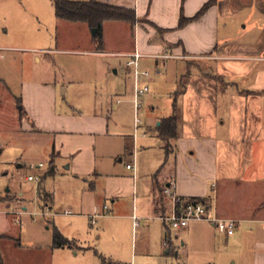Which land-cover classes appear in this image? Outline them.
Segmentation results:
<instances>
[{"label": "crops", "instance_id": "1", "mask_svg": "<svg viewBox=\"0 0 264 264\" xmlns=\"http://www.w3.org/2000/svg\"><path fill=\"white\" fill-rule=\"evenodd\" d=\"M98 1L136 12L139 24L135 29L106 24L104 53H97L93 33L85 25L64 23L55 15V32L65 42L70 41L69 31L76 30L90 43L88 55L121 59L119 69L109 66L116 74L123 71L130 77L134 90L133 71L127 69V59L118 56L141 54L142 71L155 66L160 73L171 62L184 64L186 73L177 81L172 106L173 115L175 104L179 109V139L172 143L169 155L157 129L171 117H154L137 131L134 101L127 90L108 105L94 102L84 107L68 101L61 106L60 91L68 97L69 88L52 76L26 78L20 93H15L2 79L5 65L0 62V140L8 145V152L15 151L19 141L24 156L50 158V167L38 177L49 176L39 183V197L43 213L50 212L47 218L54 221V232L73 245L64 250L91 252L78 241L91 231L88 238L93 242L102 246L112 241L118 251L127 249L133 255L140 251L145 260L156 256L160 240L168 244L165 255H173L174 235L184 239L183 247L198 254L211 242L210 232L202 230L207 226L219 235L212 236L214 245L226 246L224 252L234 264H264V0ZM211 2L200 20L180 28L182 18L193 20ZM245 13L248 19L237 27L235 20ZM111 24L124 25L119 26L117 39L108 27ZM59 43L58 36L53 54L60 53ZM12 49L22 50L20 45L0 44V53ZM36 60L42 63V58ZM194 70L197 85L191 87ZM5 102L14 109L11 114L2 106ZM188 114H194L190 127ZM10 121L12 128L6 134L4 124ZM52 162L55 172L49 175ZM170 188L182 199L211 200L210 217L238 222L235 235H221L208 223H195L180 232L168 229L159 219L172 213L173 205L164 197ZM0 200H4L0 203V264H33L34 258L36 264H50L55 251H64L54 249L53 239L51 248L33 249L31 263L24 262L28 255L17 250L21 243L17 229L23 223L12 213L27 212L26 194L7 191ZM105 207L110 215L92 225L91 217ZM67 211L74 215L66 216ZM133 264H138L136 258Z\"/></svg>", "mask_w": 264, "mask_h": 264}, {"label": "rangeland", "instance_id": "2", "mask_svg": "<svg viewBox=\"0 0 264 264\" xmlns=\"http://www.w3.org/2000/svg\"><path fill=\"white\" fill-rule=\"evenodd\" d=\"M248 14L245 13L235 20L237 27H240L241 23L248 19ZM55 20V11L50 0H0V44L9 47L20 45L22 48V50L12 49L0 53V62L2 66L5 65L4 78L2 79L6 85L13 88V92L20 93L22 80L26 78L46 80L52 76L60 86L64 85L65 89H70L68 97L63 93V90L60 91L61 106L69 104L68 101L84 107L94 105V102L108 105L113 101L116 102L120 92H126V90L129 95H132L134 101L133 80L126 76L123 71L116 74L114 69L110 68L111 65L115 64L119 69L118 66L123 61L118 58L107 57V55L100 57L88 55V52L91 51L90 43L85 36L76 30L69 31L70 41L62 42L61 34L58 35L55 32L56 27L53 25ZM119 26L108 25V27L113 28V38L115 39H117L115 35L118 33ZM77 28L80 29L81 26ZM58 36L60 39L58 51L60 53L53 54L57 51L56 39ZM110 37H108V41ZM36 58H42V63L39 64ZM143 71L150 72L152 76V82L149 84L150 93L142 99L144 108L140 118L145 127L146 123L154 117H172L173 95L178 91L177 81L185 75L186 66L179 62H171L167 68H160V75H158L155 66ZM197 75L194 70L192 72L194 78L190 82L191 87L197 85L195 80ZM5 103L2 106L5 107L7 113L11 114L14 109ZM151 108H155L156 112L152 113ZM187 116V125L190 127L194 114ZM181 118V128H183L185 126L183 106ZM4 127L6 128L5 133L8 134L12 128V121L9 122V125L4 124ZM0 146L2 147L0 149V194H6L7 191H10L12 195H18L20 192L26 194L27 212L21 218L22 226L17 229L20 231L21 240L17 250L18 253L28 255L22 259L24 262L31 263L32 258L29 254L33 252V249L47 250L52 247L54 221L44 217H32L34 214H43V211L46 210H44L45 206L39 197L40 184L30 183L27 179L30 175L38 178L44 173L50 167V158L41 157L34 153L30 156H24L19 151L21 147L19 141L14 147L15 151L12 152L7 151L8 145L1 140ZM41 165L45 169L41 171L31 169L39 168ZM95 229L98 230V228ZM202 230L210 232L211 237V242H206L205 249H202L204 253L195 254L190 248L183 247L184 242L182 241L184 239L174 235L173 255H165L167 249L160 240L157 242L159 243L158 249L157 246H154L157 249L156 254H154L156 256L146 260L142 258L140 251L135 255L127 249H119L120 251H118V248H114L112 241L105 242L101 246L88 238L91 231H87L78 241L80 247L92 248L91 252L55 251L50 264H102L98 254L107 259L122 261L126 264H133L135 258L138 264H234L235 260H230L229 253L224 252L226 246L214 245L212 236L215 238L219 235L207 226H203ZM138 246L140 249V231ZM33 264H36V258H34Z\"/></svg>", "mask_w": 264, "mask_h": 264}, {"label": "trees", "instance_id": "3", "mask_svg": "<svg viewBox=\"0 0 264 264\" xmlns=\"http://www.w3.org/2000/svg\"><path fill=\"white\" fill-rule=\"evenodd\" d=\"M50 1L53 4L56 18L59 21L74 25H85L92 33L95 32V35L93 34V44L97 53L105 52L104 26L106 24L122 23L130 26L132 29H135L139 24L136 12L112 5L101 4L98 0H91L86 3L71 2L67 0ZM212 6L213 3H209L193 20L182 18L180 28H184L188 24L200 20ZM180 95L181 93H178L177 97ZM179 131V109L177 104H175L174 115L169 119H164L161 122V127L157 129L159 139L166 145V150L169 155L172 154V143L179 139ZM51 167L53 168H51L49 175H53L55 172L54 162H52ZM48 177V175L41 177V185ZM8 197L9 196H7L6 199H8ZM3 201L4 200H0V203ZM197 201L208 207L211 206V200L209 199H201ZM54 249H73V245L56 230L54 232ZM101 260L102 264H117L103 257H101Z\"/></svg>", "mask_w": 264, "mask_h": 264}, {"label": "built area", "instance_id": "4", "mask_svg": "<svg viewBox=\"0 0 264 264\" xmlns=\"http://www.w3.org/2000/svg\"><path fill=\"white\" fill-rule=\"evenodd\" d=\"M127 59L126 67L128 70L133 71L135 79V95H134V109H135V124L136 130L139 131L143 127V121L140 115L143 111L142 99L150 93L149 84L152 82V76L150 72L141 70V60L143 56L139 53L128 55V56H118ZM165 60L173 59V57H165ZM160 73L158 72V75ZM1 149V146H0ZM41 169L44 168L43 165L40 166ZM35 170V168H31ZM128 170H133L132 166L128 167ZM29 182L40 183V178L30 177ZM164 197L167 198L173 205L172 213L169 216L161 217L159 220L167 226L168 229L174 232H180L182 230L188 229L192 224L195 223H208L216 228V230L221 234L228 237H233L238 228V222L228 221V220H215L210 217V207L200 203L193 199H182L179 198L173 191V189H166L164 191ZM109 208L105 207L102 212L97 211L93 217H91L92 225H96L97 221L103 217L110 215ZM2 213L0 212V217ZM24 212L12 213L19 219L24 216ZM50 212L43 213L40 215L34 214L32 217H49ZM66 216H73V212H65ZM137 223L138 218L134 219ZM20 223V221H18ZM168 247V244H165Z\"/></svg>", "mask_w": 264, "mask_h": 264}, {"label": "water", "instance_id": "5", "mask_svg": "<svg viewBox=\"0 0 264 264\" xmlns=\"http://www.w3.org/2000/svg\"><path fill=\"white\" fill-rule=\"evenodd\" d=\"M93 34L95 35V32H93ZM8 193H9V191H8Z\"/></svg>", "mask_w": 264, "mask_h": 264}]
</instances>
